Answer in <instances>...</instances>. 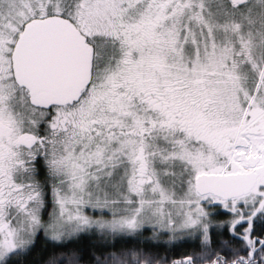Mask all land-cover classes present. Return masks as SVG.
Wrapping results in <instances>:
<instances>
[{"label":"snow or ice","instance_id":"1","mask_svg":"<svg viewBox=\"0 0 264 264\" xmlns=\"http://www.w3.org/2000/svg\"><path fill=\"white\" fill-rule=\"evenodd\" d=\"M0 264H264V0H0Z\"/></svg>","mask_w":264,"mask_h":264}]
</instances>
